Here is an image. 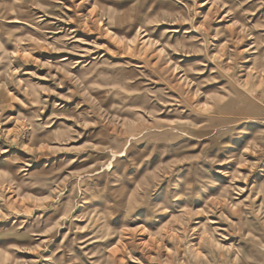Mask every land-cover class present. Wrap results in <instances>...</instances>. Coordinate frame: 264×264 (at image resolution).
Here are the masks:
<instances>
[{"label":"rangeland","instance_id":"1","mask_svg":"<svg viewBox=\"0 0 264 264\" xmlns=\"http://www.w3.org/2000/svg\"><path fill=\"white\" fill-rule=\"evenodd\" d=\"M0 264H264V0H0Z\"/></svg>","mask_w":264,"mask_h":264},{"label":"bare ground","instance_id":"2","mask_svg":"<svg viewBox=\"0 0 264 264\" xmlns=\"http://www.w3.org/2000/svg\"><path fill=\"white\" fill-rule=\"evenodd\" d=\"M8 23V22H7ZM112 247V246H111ZM113 250H115V249H113ZM106 253V252H105ZM115 254V253H114Z\"/></svg>","mask_w":264,"mask_h":264}]
</instances>
